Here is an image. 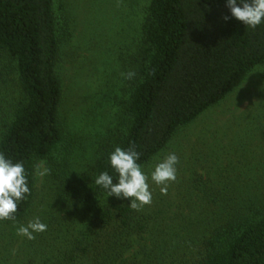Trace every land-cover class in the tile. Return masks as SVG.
<instances>
[{"label":"trees","instance_id":"1","mask_svg":"<svg viewBox=\"0 0 264 264\" xmlns=\"http://www.w3.org/2000/svg\"><path fill=\"white\" fill-rule=\"evenodd\" d=\"M226 2L149 0L127 69L136 75L125 79L124 116L100 142L92 175L60 181L54 223L37 244L23 249L17 264H145L163 256L157 246L150 250L157 253L149 254V237L143 234L150 232L156 243L151 221L131 209L130 200L107 197L94 181L107 172L118 182L109 161L116 147L134 146L140 153L137 163H148L183 125L264 63V22L254 29L245 26L231 17ZM61 6V0H0V153L23 163L30 189L18 202L15 220L0 223H17L28 214L40 160L56 174L57 168L63 170L68 141L60 119L63 87L57 67L70 28ZM225 16L230 18L225 21ZM10 78L15 95L7 101L1 88ZM5 103H11L10 113L4 112ZM80 200L95 203L81 211ZM199 240L195 264H264V209L235 208Z\"/></svg>","mask_w":264,"mask_h":264},{"label":"rangeland","instance_id":"2","mask_svg":"<svg viewBox=\"0 0 264 264\" xmlns=\"http://www.w3.org/2000/svg\"><path fill=\"white\" fill-rule=\"evenodd\" d=\"M148 2L61 0L70 28L57 67L63 87L60 119L68 141L63 170L57 168L56 174L47 161L38 162L37 169L48 171L35 175L36 194L28 214L17 223H0V264H17L23 249L37 244L36 239L50 229L63 177L92 175L100 142L124 116L129 93L122 73L130 69ZM12 79L1 88L7 101L15 95ZM10 104H4L5 113H10ZM173 152L179 158L176 180L162 194L150 174L158 161ZM141 169L149 176L152 202L139 212L151 221L156 243L150 232L143 235L149 237V254L157 253L150 251L158 249L155 246L163 248L158 253L162 257L155 256L153 262L147 259L145 264H193L200 256L201 236L225 221L235 208L264 209V63L219 103L183 125ZM94 203L80 200L77 204L87 211ZM37 217L47 225L46 231L34 233L33 240L17 235L21 225ZM141 257L140 252L137 260Z\"/></svg>","mask_w":264,"mask_h":264},{"label":"clouds","instance_id":"3","mask_svg":"<svg viewBox=\"0 0 264 264\" xmlns=\"http://www.w3.org/2000/svg\"><path fill=\"white\" fill-rule=\"evenodd\" d=\"M227 0L226 6L230 9L231 17L242 22L245 26L256 28L264 22V0ZM230 17L225 16L227 21ZM125 79L131 80L135 77L134 71L122 73ZM140 153L134 146L124 150L116 147L109 156L110 166L118 174V182L114 183L112 176L107 172L100 173L94 183L106 190L107 197L115 196L118 199H130L129 207L140 211L145 205L152 202V194L149 190L148 179L141 166L137 163ZM178 156L173 152L166 155L163 160L156 163L151 171L150 178L155 185L160 187L161 193H167L169 182H175ZM37 169V176L47 174ZM25 194H30L27 186L25 168L22 162L13 163L0 153V220H15L18 202L24 199ZM47 230V225L37 217L30 220L26 226L21 225L17 229V235L27 237L28 240L35 239L34 233Z\"/></svg>","mask_w":264,"mask_h":264}]
</instances>
